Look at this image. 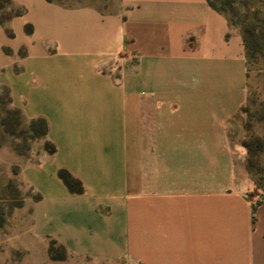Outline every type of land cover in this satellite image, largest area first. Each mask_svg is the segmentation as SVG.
I'll use <instances>...</instances> for the list:
<instances>
[{
	"label": "crops",
	"instance_id": "crops-1",
	"mask_svg": "<svg viewBox=\"0 0 264 264\" xmlns=\"http://www.w3.org/2000/svg\"><path fill=\"white\" fill-rule=\"evenodd\" d=\"M11 2L23 12L0 24V46L12 49L0 47V81L24 113V97L53 109L29 113L46 118L56 150L32 160L41 196L21 206L44 252L54 240L67 261L264 264V202L253 203L238 142L245 45L227 15L207 0ZM34 5L42 15L27 17Z\"/></svg>",
	"mask_w": 264,
	"mask_h": 264
},
{
	"label": "rangeland",
	"instance_id": "rangeland-1",
	"mask_svg": "<svg viewBox=\"0 0 264 264\" xmlns=\"http://www.w3.org/2000/svg\"><path fill=\"white\" fill-rule=\"evenodd\" d=\"M118 0H57L50 1L69 7L79 5H95L101 9H113ZM0 7V14L15 16L21 8L13 4ZM237 22L233 27L242 31L247 25L258 33L256 37V51L247 64V96L242 107L243 138L238 142L240 148L246 152V163L249 178L252 184L251 197L253 203L264 202V0H238ZM25 8L27 17L38 18L42 10L34 5ZM27 8V9H26ZM50 7L51 13H56ZM23 11V10H22ZM18 15V14H17ZM10 17L9 19H11ZM0 22L4 24L9 20ZM75 20V19H74ZM73 20V21H74ZM31 23L25 24V31ZM4 32L9 37H15V30L5 27ZM2 50L12 54L10 46L1 45ZM23 48L19 50L20 56L24 54ZM14 68H18L15 65ZM5 67H0V73ZM20 101L26 105L23 112L22 105L12 96L10 86L0 81V264H101L99 257L84 256L72 258L67 261V252L63 245L55 242L52 250L44 252L42 245L36 241L35 233L31 227L30 204L26 200H37L41 196L32 182L33 159L39 157L42 150H46V136H37L31 129L29 113H42L49 115L53 109L49 99L33 103V99L24 97ZM26 114V115H25ZM39 126V125H38ZM250 143V148L244 142ZM35 162V161H34ZM36 164V163H34ZM24 167V179L21 169ZM40 195L36 197V195ZM22 202L21 205L17 204ZM21 207V208H20ZM20 208V209H19ZM37 238V237H36ZM51 245V243H50Z\"/></svg>",
	"mask_w": 264,
	"mask_h": 264
},
{
	"label": "trees",
	"instance_id": "trees-1",
	"mask_svg": "<svg viewBox=\"0 0 264 264\" xmlns=\"http://www.w3.org/2000/svg\"><path fill=\"white\" fill-rule=\"evenodd\" d=\"M48 1H57V0H48ZM208 3L210 4V6H212L213 8H215L216 10H218L219 12L224 13L225 15H227L228 19H229V23L233 26L234 23H236L237 21V9H236V3L238 2V0H207ZM4 2V6L6 5H10L12 4L11 0H3ZM0 7H3V3H0ZM23 11H19L16 13V15L21 14ZM10 17H12V15L8 14L7 16H2L0 14V22H4L5 20L9 19ZM30 27L27 29V31L31 32L32 31V27L31 25H29ZM242 34H243V40H244V45H245V55L247 58H250L254 55L255 51H256V37L258 35V33H256L255 29L247 26V25H243L242 26ZM39 125V126H38ZM31 129H33L35 131V134L37 136H46L47 131H48V124H47V120L45 117L39 116L36 117L32 120L31 122ZM244 145L248 148H250V143L248 141L244 142ZM46 149L49 153H53L56 150V146L53 142H51L50 140L47 139L46 141ZM58 175L60 176V178L65 182V184L68 186V188L71 191H75V192H81L83 190V185L82 182L79 178L75 177L68 169L66 168H60L58 170ZM40 195H36V197H39ZM22 202H19L17 204L21 205ZM2 224V222H0V225ZM55 244V241L52 240L51 241V245H50V250H52L53 246Z\"/></svg>",
	"mask_w": 264,
	"mask_h": 264
}]
</instances>
